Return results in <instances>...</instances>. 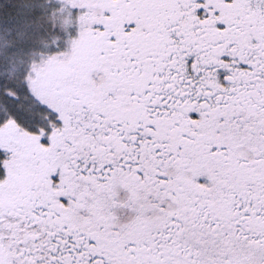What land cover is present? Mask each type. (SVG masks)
Listing matches in <instances>:
<instances>
[{"label": "snow or ice", "instance_id": "snow-or-ice-1", "mask_svg": "<svg viewBox=\"0 0 264 264\" xmlns=\"http://www.w3.org/2000/svg\"><path fill=\"white\" fill-rule=\"evenodd\" d=\"M0 264H264V0H0Z\"/></svg>", "mask_w": 264, "mask_h": 264}]
</instances>
